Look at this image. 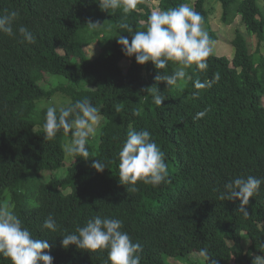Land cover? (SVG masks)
<instances>
[{
  "label": "trees",
  "instance_id": "16d2710c",
  "mask_svg": "<svg viewBox=\"0 0 264 264\" xmlns=\"http://www.w3.org/2000/svg\"><path fill=\"white\" fill-rule=\"evenodd\" d=\"M157 1L158 9L186 3ZM98 2L0 0V15L17 11L16 25L26 26L37 41L21 43L18 36L0 33V205H14L33 236L48 239L53 264H108L107 250L61 247L63 235L97 215L123 221V230L142 245L140 264H170L167 257L197 264L187 255L204 247L217 264H252L264 256V184L249 199L247 217L238 210L239 200H221L218 190L237 176L264 179L260 0H219L223 22L239 16L247 35L237 32L232 39L231 58L212 52L207 71L193 65L186 70L190 78L176 86L155 80L158 71L171 74L175 63L161 70L151 62L139 65L117 43L120 35L130 41L146 30L152 10L144 0L127 12L102 10ZM193 8L207 25L206 0H194ZM89 20L102 26L89 30ZM96 38L100 52L89 59L84 49ZM216 74L220 80L210 89L195 88V81ZM51 75L65 82L46 89ZM156 89L166 98L161 106L153 102ZM59 93L73 103L87 98L101 110L100 126L87 144L88 160L64 153L71 136L63 130L53 139L45 136L47 108L36 104ZM205 109L206 116L194 121ZM131 129L151 133L165 155L167 183L153 187L138 180L133 192L119 182L118 153ZM95 158L106 162L103 172L91 167ZM49 214L59 225L55 232L42 228ZM0 264L11 261L0 256Z\"/></svg>",
  "mask_w": 264,
  "mask_h": 264
},
{
  "label": "clouds",
  "instance_id": "9594fccd",
  "mask_svg": "<svg viewBox=\"0 0 264 264\" xmlns=\"http://www.w3.org/2000/svg\"><path fill=\"white\" fill-rule=\"evenodd\" d=\"M136 0H99L102 10L109 11L123 8L125 12L134 7ZM19 17L17 11L0 15V33L10 38H20L21 43L35 44L36 36L23 25H16ZM89 30H97L102 24L98 21L87 22ZM121 28L132 32L128 24ZM117 43L126 56H135L139 65L151 62L155 69H166L171 61L177 65L171 74L160 73L155 80L167 86H176L179 81L190 78L186 71L193 65L200 71H207V58L213 52L214 42L203 27V17L188 3H180L176 7L157 9L151 12L146 22V30L136 31L129 41L127 36H118ZM220 80L216 74L211 80L194 82L196 89H210ZM199 93H194L198 96ZM153 102L161 106L166 98L156 89ZM208 109L197 112L193 120L206 116ZM102 120L101 110L87 98L76 102L49 106L43 124L47 139H53L63 130L70 134L71 140L64 144V153L73 158L88 160L90 153L87 147L90 138L94 137ZM119 182L128 184L129 191H136V182L142 181L153 187L167 183L169 175L165 155L147 130L131 129L118 153ZM91 167L100 173L107 168L106 162L94 159ZM264 179L252 175L237 176L225 183L223 191H219L221 200H239L238 210L245 217L249 215L246 206L249 199L256 195ZM43 229L51 232L58 230L59 225L51 214L45 218ZM74 245L78 249L96 252L107 250L108 264H140L142 245L133 242L130 235L123 230V221L99 215L90 218L75 233L62 236L61 247L67 249ZM51 245L48 239L35 238L24 226L14 205H0V256L11 261V264H53L50 254ZM198 256L204 264H217L207 247L199 249ZM252 264H264V256H256Z\"/></svg>",
  "mask_w": 264,
  "mask_h": 264
},
{
  "label": "rangeland",
  "instance_id": "374dc122",
  "mask_svg": "<svg viewBox=\"0 0 264 264\" xmlns=\"http://www.w3.org/2000/svg\"><path fill=\"white\" fill-rule=\"evenodd\" d=\"M144 2L151 8L152 11L158 9L157 0H144ZM186 3L190 4L193 7L194 0H186ZM262 14L264 15V0L259 2ZM206 6L210 9V16L207 25L204 26V29L210 35L212 33L213 38L211 39L214 42L213 53L218 55H225L229 58L232 57L234 53V48L232 46V39L236 36L237 32L242 35H247L245 26L239 16H236L230 19L229 22L225 23L222 20V9L219 4V0H206ZM101 48V39L96 38L91 44L85 47V53L89 59L96 57ZM127 62H121L122 68L127 67ZM59 82H65V79L58 75L47 76V81L44 83L46 89H50ZM69 97L64 94H56L49 100H41L36 104V109L48 108L49 106H56L59 108L60 105L66 104L69 102ZM264 105V98L262 100ZM244 245H248V240H244ZM188 259L197 264H203V260L198 256L197 252H193L187 255ZM167 261L170 264H190L181 262L173 257H167ZM234 264V263H231Z\"/></svg>",
  "mask_w": 264,
  "mask_h": 264
}]
</instances>
